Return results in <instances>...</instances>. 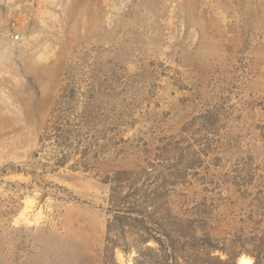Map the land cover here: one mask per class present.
I'll use <instances>...</instances> for the list:
<instances>
[{"label": "rangeland", "instance_id": "1", "mask_svg": "<svg viewBox=\"0 0 264 264\" xmlns=\"http://www.w3.org/2000/svg\"><path fill=\"white\" fill-rule=\"evenodd\" d=\"M116 214L264 262V0H0V264H139Z\"/></svg>", "mask_w": 264, "mask_h": 264}, {"label": "trees", "instance_id": "2", "mask_svg": "<svg viewBox=\"0 0 264 264\" xmlns=\"http://www.w3.org/2000/svg\"><path fill=\"white\" fill-rule=\"evenodd\" d=\"M183 195V194H181ZM137 215H141L139 210L130 209ZM127 220L135 223L132 240L133 244H145V251L140 252L139 264H237L233 257L220 259L217 255H212L217 245L210 235H195L197 228H203L204 224H197L193 220L182 221L179 219L154 221L146 225L143 218L132 217L128 214L113 215L112 222L121 228L118 235L122 240H126L125 222ZM114 228V223L108 222L107 231ZM152 241L154 245H148ZM113 241V244H117ZM126 243V241H125ZM138 255L135 259H138ZM252 264L261 263L258 255H253Z\"/></svg>", "mask_w": 264, "mask_h": 264}, {"label": "built area", "instance_id": "3", "mask_svg": "<svg viewBox=\"0 0 264 264\" xmlns=\"http://www.w3.org/2000/svg\"><path fill=\"white\" fill-rule=\"evenodd\" d=\"M6 35L12 40H19L21 37L20 32L16 31V22L12 20Z\"/></svg>", "mask_w": 264, "mask_h": 264}, {"label": "bare ground", "instance_id": "4", "mask_svg": "<svg viewBox=\"0 0 264 264\" xmlns=\"http://www.w3.org/2000/svg\"><path fill=\"white\" fill-rule=\"evenodd\" d=\"M241 261H242L243 263H245V264H251V260H250L249 258H247V257H243V258L241 259Z\"/></svg>", "mask_w": 264, "mask_h": 264}]
</instances>
